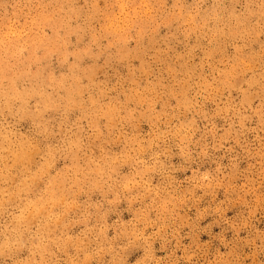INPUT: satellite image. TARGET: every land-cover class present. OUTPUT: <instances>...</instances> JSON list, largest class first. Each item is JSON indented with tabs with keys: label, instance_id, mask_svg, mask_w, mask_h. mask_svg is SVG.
Instances as JSON below:
<instances>
[{
	"label": "clouds",
	"instance_id": "obj_1",
	"mask_svg": "<svg viewBox=\"0 0 264 264\" xmlns=\"http://www.w3.org/2000/svg\"><path fill=\"white\" fill-rule=\"evenodd\" d=\"M0 264H264V0H0Z\"/></svg>",
	"mask_w": 264,
	"mask_h": 264
}]
</instances>
